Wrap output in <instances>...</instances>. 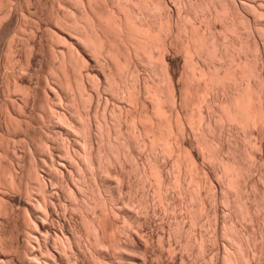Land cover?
<instances>
[{"label":"bare ground","instance_id":"bare-ground-1","mask_svg":"<svg viewBox=\"0 0 264 264\" xmlns=\"http://www.w3.org/2000/svg\"><path fill=\"white\" fill-rule=\"evenodd\" d=\"M0 38V264H264V0H0Z\"/></svg>","mask_w":264,"mask_h":264},{"label":"rangeland","instance_id":"rangeland-1","mask_svg":"<svg viewBox=\"0 0 264 264\" xmlns=\"http://www.w3.org/2000/svg\"><path fill=\"white\" fill-rule=\"evenodd\" d=\"M14 2H15V1H13V3H14ZM31 3H32V2H31ZM31 3H30V2H29V3H28V2H27V3L25 2V6L27 7L28 4H29V6H31V5H30ZM29 6H28V7H29ZM20 13L23 14V12H20ZM3 23H4V22H3ZM5 25H6V28H5ZM8 25H9V26H8ZM15 25H16V21H15V19H12V21L10 20L9 22L4 23V26H3L2 29H1V32H3V31L6 32L7 30L10 31V30H12V29L15 27ZM7 27H8V28H7ZM5 29H7V30L5 31ZM8 31H7V32H8ZM25 32H26L27 34L30 33L29 30L24 31V33H25ZM30 35H31V34H30ZM30 35H29V36H30ZM27 40H28V39H27ZM4 41H6V39H4V40L2 41L1 38H0V52L3 51L4 48H5V49H4L5 52H7L6 50H8V46H9L8 44H10V42L6 41V43H5ZM21 41H22V40H21ZM21 41H19V44H17L18 41H15V44H14L15 46L18 45V48H19V49L21 48V46H20V43H22ZM4 45H5V46H4ZM21 45H22V44H21ZM19 46H20V47H19ZM6 48H7V49H6ZM8 52H9V51H8ZM6 54H7V53H6ZM15 54H16V53H15ZM7 55H9V54H7ZM10 56H13V55L10 54ZM16 56H17V54H16ZM13 58H14V56H13ZM7 71H8V70H7ZM7 83H8V82H7ZM7 83H4V84L2 85V86H4V87H2V88H3V91L1 90V94H0V95H2V96H0V97H1L0 100H1L2 102H4V104L8 103V101H9L10 104H11V103H14L13 105H15V103H16V104H19V102L22 100V97H21L20 95H18V94H17V95L14 94V92L11 93V92L5 91L6 86H8ZM38 86H40V85H38ZM42 89H44V88H42ZM45 89H46V88H45ZM43 91H44V92H42V95H44V93H45L46 90H43ZM3 92H4L5 94H4ZM10 93H11V94H10ZM9 94H10V95H9ZM11 95H12V96H11ZM3 96H4V97H3ZM15 96H16V97H15ZM18 96H20V97H18ZM43 97L45 98V96H42V100L44 99ZM16 99H17V100H16ZM102 100H104V99L102 98ZM102 100H101V102H100V109L102 108V106H103L104 103H105V100H104L103 102H102ZM15 101H16V102H15ZM18 101H19V102H18ZM44 101H46V100H44ZM111 101H112V102H111ZM108 102H109V103H108ZM101 103H102V104H101ZM107 103H108L109 105H112V103H113V104H116L115 101H113V100H107ZM11 105H12V104H11ZM48 107H49V106H47V109H46V107H45V109H46L49 113L52 112V108H50V110H49ZM2 109H4V110H2ZM16 109L19 110L18 107H16ZM3 113H6V112H5V108L2 107V106H0V115L2 114V115L0 116V121H1V122H3V121L5 120V119H3V118L6 116V114H3ZM2 116H3V117H2ZM13 135H14V134H13ZM58 136H59V135H58ZM60 137H61V135H60ZM10 138L12 139V140L10 139L11 141H13V140L15 141V139H16V141L14 142L15 144H20V143H21V142H20V141H21V138H20V137H18L20 140H18L17 137H15V139H14V137H10ZM63 138H65V137H63ZM16 142H17V143H16ZM18 142H19V143H18ZM79 142H80V141H78V143H79ZM21 144H22V143H21ZM21 144H20V145H21ZM81 144H82V143L80 142V147H82ZM78 145H79V144H78ZM46 149H48V148H46ZM46 149H44V150H46ZM48 151H49V150H46V153H48ZM59 154H60V153L58 152V155H59ZM59 156H60L62 159H64V160L66 159L65 156H64V154H62V153H61ZM46 170L49 171V172H51L50 170H53V169H49V170H48V168H47ZM54 171H55V170H53V173H54ZM55 173H56V172H55ZM109 179H112V181H114V182L116 181V180H113V178H111V177H110ZM115 183H116V182H115ZM115 183L113 184L114 187L116 186V188H119V184H118V183L115 184ZM156 205H158V203H156ZM158 207H159V205H158ZM161 213H162V214H160V216L163 218V220H164L163 222L168 223L169 225L174 223V220L171 218L172 216H171L169 213H166V215H165V212H163V211H161ZM167 214H168V215H167ZM167 220H168V221H167ZM170 221H172V223H170ZM159 228H161V227H159ZM162 229H163V228L158 229V231H159V230H162ZM155 245H156L157 247H159L158 243H156ZM177 251L182 252L183 250H181V249H177ZM193 256H194V257H191V258L196 259L197 262L194 261V263L196 262V264H206V262H207V264L209 263V262L207 261V259H205V258L203 257V255H202V256H201V255H196L197 257H196L195 255H193ZM195 257H196V258H195ZM193 259H192L191 261H193ZM203 260H204V261H203ZM205 261H206V262H205ZM202 262H203V263H202ZM210 264H211V263H210Z\"/></svg>","mask_w":264,"mask_h":264}]
</instances>
